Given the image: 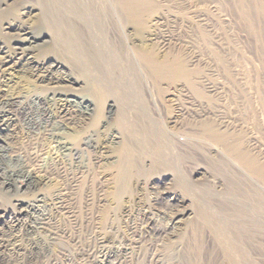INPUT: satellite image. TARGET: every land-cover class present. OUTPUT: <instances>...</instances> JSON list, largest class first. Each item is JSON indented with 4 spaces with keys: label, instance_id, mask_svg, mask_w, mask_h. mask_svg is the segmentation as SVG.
Listing matches in <instances>:
<instances>
[{
    "label": "rangeland",
    "instance_id": "374dc122",
    "mask_svg": "<svg viewBox=\"0 0 264 264\" xmlns=\"http://www.w3.org/2000/svg\"><path fill=\"white\" fill-rule=\"evenodd\" d=\"M39 1L0 0V49L7 52L0 55V103L14 102L0 136L9 168L37 180L29 189L22 179L10 191L0 186V264H236L207 225L226 226L225 196L247 190L253 176L204 130L227 135L264 166V14L257 10L264 0H153L136 25L117 20L109 0H70L63 13L81 28L78 42L102 54L97 67L81 45L56 40L42 25ZM17 24L43 33L35 60L61 66L54 75L74 85L29 77L8 26ZM146 56L187 78L156 72ZM52 91L87 99L97 124L75 109L61 113L47 100ZM52 123L73 152H59ZM120 168L127 173L122 191ZM158 194L178 202H156ZM25 205L35 209L18 214ZM146 212L156 228L147 229ZM160 212L165 220L156 218ZM29 226L38 228L35 238L24 236ZM262 239V256L254 249L248 260L264 264Z\"/></svg>",
    "mask_w": 264,
    "mask_h": 264
},
{
    "label": "bare ground",
    "instance_id": "6f19581e",
    "mask_svg": "<svg viewBox=\"0 0 264 264\" xmlns=\"http://www.w3.org/2000/svg\"><path fill=\"white\" fill-rule=\"evenodd\" d=\"M39 3L41 7L39 15L41 23L42 25L50 28L52 35L56 40L60 41L63 37H65L72 45H81L87 54L86 57L88 60L94 62L96 67L98 64H102V54L96 48L88 44H80L78 42L81 39V28L71 22L69 16L63 13V5L69 4L70 0H41ZM109 3L111 4L110 9H112V12L116 16L117 20L130 25L138 24L142 17L149 13L155 6L153 0H109ZM26 6L27 7H23L22 9L30 8L28 7L29 5L26 4ZM257 10L260 16L264 14V8L262 6H258ZM11 11L12 10H6V13H10ZM68 13L74 14L70 12ZM8 26L9 28H13L17 34V38L14 40V52L16 55H20L19 60L24 61V65L27 66L25 70L34 82H48L49 84H55L60 88H64L66 85H74L76 83V81H70L67 77H56L54 74L59 71L61 67L56 63L50 65H40L39 62L35 60L33 50L39 48L40 41H42V37L44 36L43 33L34 34L28 26H23L21 24ZM0 55L5 56L7 55V52L4 51V49H0ZM143 60L146 61V63L151 64L149 67L154 69L156 72L165 71L168 73H174V75H180L184 78H187L188 76L186 72L180 71L178 66L175 67V65H168L165 63L152 64L151 58L147 56L143 57ZM47 100L55 103L59 107V111L61 113L69 112L72 109L83 112L85 117L88 119L90 118L91 125L97 124L100 119V114L98 111L94 110V107H92V104L87 99L79 98L71 94H65L59 91H52L49 93ZM13 104L14 102L11 100H5L0 103V135L1 133L8 131V125L10 123L9 112L11 111ZM50 127V132L55 140L54 142L59 152L62 154H69L73 152L75 150L73 146L64 141L65 139L61 137L63 133L60 124L52 123ZM204 136L211 144L224 146L226 152L232 154L235 159L253 176V182L251 181L253 184L250 185L247 190L240 192L233 189L225 196L226 199L224 200L222 207H220V211L222 214V220L226 221V226L212 227L211 224L207 223L208 229L212 234L214 241H216L220 249H222L226 258L230 259L232 257H237L236 264H261V262L259 263L258 261L248 260V257H250V251H253L254 249L256 250L255 252L257 257L262 256L260 253L263 254L260 248H263L261 239L264 237V166L258 164L257 161L251 160V158L240 149L239 143L230 146V138L227 135L208 128L204 130ZM2 142L3 141L0 136V186L5 187L6 191H10V189H12L14 184L17 182V179H22L26 183L25 189L34 187V185L37 184V180L34 175L28 171L20 173L9 168L11 160L6 155V149ZM214 149L216 150V148ZM221 154L224 155L223 153ZM129 156L130 151L127 146H124V159L128 160ZM118 172L117 182L120 185V191H122L123 188H125L127 173L124 168H120ZM118 192L114 194L115 198L119 196L120 192ZM163 195L164 194H158L156 202L161 203L166 200L170 202V204H177L178 201L174 196ZM34 206L35 205H25L23 206L24 208L18 211V214L24 210L27 212L33 211L35 209ZM145 214H143V217L145 218V216L148 215L147 219L149 220L147 229L151 230L150 228L152 227L156 228V220H153L154 214L148 212ZM176 214H178V212H172L170 217V220L175 222V224L178 222L176 221ZM197 215L200 219H205L204 214L201 211L197 210ZM166 217L167 214L162 212L156 216V218L163 220H165ZM168 223L169 222H167V224ZM149 226L151 227L149 228ZM37 229L38 228L35 226H29L26 228L24 236H27L28 238H35L33 235H35ZM107 252L104 254L106 257L110 253ZM120 252V250H117V252L112 253L113 255H115V253L119 255ZM230 254L234 256H231Z\"/></svg>",
    "mask_w": 264,
    "mask_h": 264
}]
</instances>
